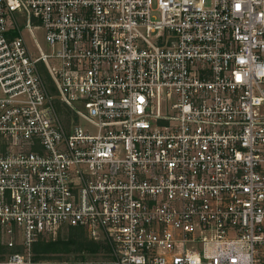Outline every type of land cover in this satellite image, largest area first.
<instances>
[{
    "label": "built area",
    "instance_id": "obj_1",
    "mask_svg": "<svg viewBox=\"0 0 264 264\" xmlns=\"http://www.w3.org/2000/svg\"><path fill=\"white\" fill-rule=\"evenodd\" d=\"M63 228L107 264H264V0H0V235Z\"/></svg>",
    "mask_w": 264,
    "mask_h": 264
},
{
    "label": "rangeland",
    "instance_id": "obj_2",
    "mask_svg": "<svg viewBox=\"0 0 264 264\" xmlns=\"http://www.w3.org/2000/svg\"><path fill=\"white\" fill-rule=\"evenodd\" d=\"M35 36L41 46V48L47 51V42L45 39V32L41 29L35 30ZM24 37L28 44L31 52L38 57L39 53L37 47L34 43L32 36L28 31H24ZM80 235V234H79ZM72 236V231L69 228H63L56 235L44 236L39 239L34 245L38 243H49V242H68ZM87 237V238H86ZM75 238V236H74ZM84 238L87 241H91L87 235L84 234ZM8 240L4 239L0 235V264H5L9 260L11 255H23L26 258H30L33 264H107L111 262V258L108 255V250H105V245L100 244L99 249L94 253H89L87 251H82L80 253H69V254H51L47 256L38 255L34 252V245L31 250L28 251L24 243L20 240L14 242L15 245L11 247ZM92 242V241H91Z\"/></svg>",
    "mask_w": 264,
    "mask_h": 264
},
{
    "label": "trees",
    "instance_id": "obj_3",
    "mask_svg": "<svg viewBox=\"0 0 264 264\" xmlns=\"http://www.w3.org/2000/svg\"><path fill=\"white\" fill-rule=\"evenodd\" d=\"M71 231L72 236L68 242H62L60 240L54 243L40 242L34 245V252L38 255L47 256L51 254L80 253L82 251L94 253L99 249L100 244L89 240L87 241V239L84 238V230L80 228H71Z\"/></svg>",
    "mask_w": 264,
    "mask_h": 264
}]
</instances>
